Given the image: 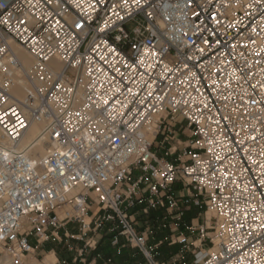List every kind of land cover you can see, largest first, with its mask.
Masks as SVG:
<instances>
[{"label": "built area", "instance_id": "1", "mask_svg": "<svg viewBox=\"0 0 264 264\" xmlns=\"http://www.w3.org/2000/svg\"><path fill=\"white\" fill-rule=\"evenodd\" d=\"M121 3L0 0V257L34 264L69 224L93 247L95 223L97 233L110 224L112 244L123 236L144 264H264V0H141L143 11ZM32 123L45 125L43 158L18 148ZM176 126L187 144L165 160L153 146L161 138L166 155L177 151ZM141 204L144 215L165 210L173 231H198L193 260L181 255L188 242L173 260L158 258L163 241L139 226ZM192 207L205 208L203 224L184 223Z\"/></svg>", "mask_w": 264, "mask_h": 264}, {"label": "rangeland", "instance_id": "2", "mask_svg": "<svg viewBox=\"0 0 264 264\" xmlns=\"http://www.w3.org/2000/svg\"><path fill=\"white\" fill-rule=\"evenodd\" d=\"M141 19H136L132 22H130L127 26L129 30L134 28L138 21ZM25 50V49H24ZM96 207H92V210H96ZM138 210V208L136 209ZM196 210V209H195ZM205 211L204 209H199V211ZM153 214L155 216H153ZM212 212H208V218L212 216ZM91 215V214H89ZM167 215V212L165 210L158 211H150L148 214L144 215L142 209L138 210V213H136V217L139 222V226L141 229L150 228V230L153 231V233L150 235V240L154 243L158 242L159 240H162L163 243H161L158 247V251L160 252V255L158 258H161V260H164L166 262L173 260L176 258V254L183 248L185 244L190 245V250L188 252L184 251L181 253L182 256H184L183 260H193V253L192 251L195 249L194 245L192 243H195L196 245H200V242L198 241L200 239V235L198 234L197 230L191 231V230H185L183 226H179L180 228L173 231V228L176 227V221L172 217H168L167 219H163L164 216ZM203 213V217H204ZM90 219L87 217L86 222H89ZM184 223L187 225L190 224V221L184 220ZM195 226H197V221H194ZM166 226H163L165 225ZM194 225V224H193ZM70 225L66 226L68 228ZM74 226V227H73ZM72 227V229H71ZM79 224H74L68 228V235L62 237L61 244L58 246L52 245H45L43 243L40 245V247L37 249L36 256L39 260L46 259L49 260V262H56L57 258L60 261L65 260L68 264H91V261L93 259H100V257H97L93 254L92 247H86L84 248V242L79 241L75 239V235L80 233ZM208 232H212V230H207ZM96 232L95 229V223H92L91 225V231L88 232L87 236L92 237ZM184 240V241H182ZM31 243L35 242V237H30ZM205 247L209 248L212 245L208 242H204ZM107 245V244H105ZM52 246L56 247V252H48ZM47 247V248H46ZM72 248V249H71ZM84 248L82 252L81 249ZM126 249L127 254L122 253L118 250L113 251L112 255L110 257L106 258V261L108 258H112L111 264H144V258L143 256L138 253L136 250H133L129 246L124 247ZM124 252V251H123ZM52 259V260H51ZM105 261V262H106ZM99 262V261H98ZM34 264L38 263V260L33 261ZM97 264V263H96ZM177 264H179L177 262Z\"/></svg>", "mask_w": 264, "mask_h": 264}, {"label": "crops", "instance_id": "3", "mask_svg": "<svg viewBox=\"0 0 264 264\" xmlns=\"http://www.w3.org/2000/svg\"><path fill=\"white\" fill-rule=\"evenodd\" d=\"M174 140L172 141V144L175 145L176 148H178L177 151L175 152H170V155H166V152L168 151V147L169 145L167 144L164 148H158V146L160 145V142H161V138H159L158 140L155 141L154 143V146H153V149L155 151H157L158 155L162 158H164L165 160L168 159V160H174L177 158V155L182 152V150L184 149L185 145L187 144L186 140H187V134L184 133L183 131H181V128L176 126L174 128ZM182 187L181 185H179V188ZM181 194L182 195H189L190 192L187 190V189H181ZM145 204H141V205H137L136 207L133 208V211H135V213H138V210H141L143 208ZM95 207V206H94ZM138 208V210H136ZM193 211V215H192V219L190 221V224H194V221H197V224L200 225V224H203L205 222V218L202 216L203 214L201 213V211H199L198 208L196 207H192L191 208ZM190 209V210H191ZM196 209V210H195ZM188 210V211H190ZM94 212V215L99 211V209L97 208L96 210H92ZM188 211L186 213H188ZM70 226L74 225V224H69ZM70 226L68 228H70ZM74 227V226H73ZM110 224H105L103 226V228L101 229V233H97V231L95 232V234L92 236V238H96V244L95 246L92 247L93 251L96 250V247L98 245V242L104 237V241L106 240H109L111 241V244H112V240H113V236L114 234L110 231ZM68 228H63V229H60L57 236L56 237H53L51 240L47 241L45 243V245H52L54 244L55 246H58L61 244V241H62V237L68 235ZM72 229V227H71ZM121 244V245H120ZM112 246L115 248L117 247L118 251H120L121 248L127 246L126 242H125V238L123 236L120 237V242L117 246L113 245ZM47 248V247H46ZM133 249V248H132ZM135 250V249H133ZM56 252V247L52 246V248H50L48 250V252ZM137 251V250H136ZM94 255H96L97 253L96 252H93ZM36 256H38L37 254V251H36ZM97 257H100V259H93L91 261V264H105V261H106V258L107 257H103V256H100L99 254L96 255ZM37 258V257H36ZM56 258L58 259V257L56 256ZM38 259V258H37ZM161 260V258H159ZM39 260V259H38ZM99 261V262H98ZM161 261H164V260H161Z\"/></svg>", "mask_w": 264, "mask_h": 264}, {"label": "bare ground", "instance_id": "4", "mask_svg": "<svg viewBox=\"0 0 264 264\" xmlns=\"http://www.w3.org/2000/svg\"><path fill=\"white\" fill-rule=\"evenodd\" d=\"M12 46L22 61L23 66L26 68H31L34 63V59L31 54L27 50H24V48L19 44L13 43ZM56 68L60 69L61 65H56ZM25 92L26 83L25 79L21 76L17 80L16 86L13 89V93L17 97H22ZM3 141L4 138L0 130V142ZM18 148L24 151L29 157L34 159L43 158L45 155H47L50 145L48 144V136L45 133V125L42 123H32L21 138ZM45 261L49 260L45 259ZM0 264H10V261L7 257H0Z\"/></svg>", "mask_w": 264, "mask_h": 264}, {"label": "snow or ice", "instance_id": "5", "mask_svg": "<svg viewBox=\"0 0 264 264\" xmlns=\"http://www.w3.org/2000/svg\"><path fill=\"white\" fill-rule=\"evenodd\" d=\"M101 2H102V0H101ZM189 2H190V0H189ZM133 5L135 6V8H139L141 11H143V6L141 5V0H122V3H121V7H126V8H131ZM148 7L152 8L153 11L152 12H148L147 15L148 16H154V14H155V6L153 4H149ZM129 16H131V13H129ZM0 23L6 24V23H8V21L4 20V21H0ZM75 27L83 28L84 27V22L82 20L77 22L75 24ZM107 27H108V25L105 23L104 28H107ZM104 28H101L100 31H103ZM57 135H59V133H57ZM68 155H70V153ZM3 161H4V163L6 165L10 164L9 155H8L7 152L3 153ZM166 167L167 166L165 165L163 170H166ZM0 183H3V181H0Z\"/></svg>", "mask_w": 264, "mask_h": 264}, {"label": "trees", "instance_id": "6", "mask_svg": "<svg viewBox=\"0 0 264 264\" xmlns=\"http://www.w3.org/2000/svg\"><path fill=\"white\" fill-rule=\"evenodd\" d=\"M193 211L194 210H190V211H188V213H186L185 214V220H188V221H191V219H192V215H193ZM158 212H160V211H158ZM153 216H155L154 214H153ZM105 244H107V245H105ZM121 245V244H120ZM116 249H118L117 247H113L112 246V244H111V241H109V240H106V241H104V237L98 242V245H97V247H96V250H95V252L97 253V254H99L100 256H103V257H110L113 253V251H116ZM124 251V252H123ZM120 254H122V253H126L127 254V252H126V249L123 247V248H121L120 249ZM160 252H161V250H160ZM123 255V254H122Z\"/></svg>", "mask_w": 264, "mask_h": 264}]
</instances>
